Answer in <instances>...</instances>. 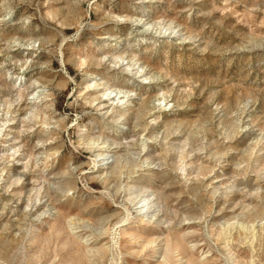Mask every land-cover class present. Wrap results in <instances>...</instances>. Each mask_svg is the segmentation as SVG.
I'll return each instance as SVG.
<instances>
[{
  "label": "rangeland",
  "instance_id": "rangeland-1",
  "mask_svg": "<svg viewBox=\"0 0 264 264\" xmlns=\"http://www.w3.org/2000/svg\"><path fill=\"white\" fill-rule=\"evenodd\" d=\"M0 264H264V0H0Z\"/></svg>",
  "mask_w": 264,
  "mask_h": 264
},
{
  "label": "bare ground",
  "instance_id": "bare-ground-1",
  "mask_svg": "<svg viewBox=\"0 0 264 264\" xmlns=\"http://www.w3.org/2000/svg\"><path fill=\"white\" fill-rule=\"evenodd\" d=\"M140 19H141V18H140ZM142 20H143V19H142ZM145 21H146V20H145ZM99 157H100V159L103 160V161H105V160H107L108 158H110L109 155H104V154L99 155Z\"/></svg>",
  "mask_w": 264,
  "mask_h": 264
}]
</instances>
